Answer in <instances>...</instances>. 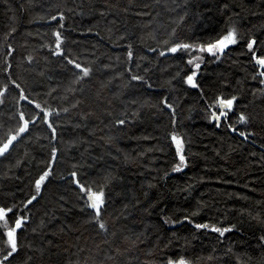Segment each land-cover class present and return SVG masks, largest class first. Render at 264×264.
<instances>
[{"label":"trees","instance_id":"trees-1","mask_svg":"<svg viewBox=\"0 0 264 264\" xmlns=\"http://www.w3.org/2000/svg\"><path fill=\"white\" fill-rule=\"evenodd\" d=\"M58 11L65 17V49L94 69L75 93L68 91L72 72L41 47L54 44L52 31L60 21L48 17ZM232 25L240 42L219 60L205 54L196 89L183 81L191 68L184 62L187 53L159 57L147 51L173 29L179 39H196ZM253 36L264 55V0H0V84L7 82L2 69L8 57L12 78L30 98L45 101L54 90L53 106L68 109L54 118V142L46 125L36 122L0 159V205L15 204L29 215L18 230V251L5 264H166L181 254L192 264H264V85L253 79L258 73L245 48ZM128 44L133 73L144 75L151 88L129 81ZM221 94L237 97L228 122L240 112L250 117L247 124L236 123L238 131L206 117L205 100ZM2 98L0 140L17 126L18 108L30 111L27 101L16 103L14 86ZM161 99L173 108L165 109ZM82 113L90 114L81 119ZM116 118L128 122L118 126ZM173 131L185 142L187 165L179 172L171 170L178 162ZM239 131L253 135L245 140ZM53 143L59 149L53 175L22 209ZM73 170L93 187L111 178L103 213L107 232L81 211L69 179ZM204 222L237 227L221 237L194 227ZM5 248L0 237V260Z\"/></svg>","mask_w":264,"mask_h":264},{"label":"snow or ice","instance_id":"snow-or-ice-1","mask_svg":"<svg viewBox=\"0 0 264 264\" xmlns=\"http://www.w3.org/2000/svg\"><path fill=\"white\" fill-rule=\"evenodd\" d=\"M59 18L60 23L56 29H53L52 36L54 37L53 43H46L41 45L42 48H47L50 55L53 58H58L63 62V68L67 71L72 72L73 79L71 81V87L68 91L73 93L76 92L77 88L82 85L86 80L91 79L94 69L91 63L85 66L78 57H74L73 54L65 49L66 38L63 34L64 14L60 11L56 15L49 16L48 20L56 22ZM184 17L181 16L180 20H183ZM214 34L208 35L206 37H199L193 39L192 36H188L185 39H179L176 37V30L173 29L169 33V39L160 41L156 48L149 47L147 51L152 54H156L159 57H164L166 54H177V53H187V59L184 61L186 65H190L191 68L186 75L183 76V81L186 85L190 86L193 89L199 88L200 84L198 83V71L201 68L205 60V54L209 57H212L216 60H219L221 56L225 53L230 46L236 45L241 40L239 29L234 25L227 26L220 30V32H215ZM257 39L256 37H249L245 44V48L251 56V61L253 62L254 67L257 70L258 75H253V79H259V83L264 85V55L258 54L256 49ZM127 59L129 65L126 67L125 71L129 75V81H136L143 84H146L148 88L152 87L151 82L146 81L145 76L141 74H135L132 70V62L134 57V52L132 45H127ZM6 51L11 54L14 49L11 45H7ZM26 59L31 62L33 57L31 55L27 56ZM6 67H3L2 71L7 78V82L0 84V105L4 103L3 95L9 90V86H14V89L18 90L19 98L16 100V103L19 105L20 101H27V107L30 111L26 112L22 108H18L15 116L17 118V126L9 130L5 137L0 140V159L7 158L11 154V148L15 146L24 135H27L30 126L36 122H40L43 125H46L47 129L50 130V142H54L57 136V125L54 123V118L58 117L61 112L67 113V108H60L56 104L55 97L52 96V91L45 94L49 98L45 101H41L38 98H30L29 95L25 93V90L21 87V84L17 82L16 79H13L11 76V64L8 62V57L5 58ZM111 65H103L104 69H108ZM140 65L136 64V68L139 69ZM145 73L149 71L148 68H144ZM179 74V73H178ZM117 76H121V73H116ZM106 87V85H101V88ZM41 94L37 93V97ZM203 95V93H202ZM237 100L236 96L225 97L221 95H215L213 98L205 100V114L209 121L214 122L217 127H220L222 123H226L228 129L231 131H238L236 128V123L247 124L250 117L247 116L244 112H240L237 115L235 122H228L230 113H234V102ZM80 102L77 101V104ZM111 103V101L109 102ZM131 103H136L135 100H132ZM161 105L165 109L173 108V105L168 104L166 99H161ZM77 105H73L75 108ZM90 113H82L81 119L85 118ZM108 116H112V112H107ZM30 117V118H29ZM11 119V117H10ZM175 121V116L173 115V122ZM126 118H116L115 125L124 126L127 123ZM253 135L251 132L239 131V136L244 137L245 140L249 136ZM171 144L175 147V156L177 158V163L171 169L173 172H179L187 165V158L185 154V142L181 135H178L175 131L170 133ZM59 149L54 146H51L50 149V159L46 161V166L42 168L39 173L32 178V188L33 194L28 196L21 202V208L27 209L38 197L42 194L43 188L46 186L47 181L53 175L54 164L58 158ZM17 165L19 161L16 162ZM73 169H76L77 165L72 166ZM80 173L76 170H73L70 173L69 179L72 181V184L79 191V199L81 203V211L91 213L89 217V222H94L99 230L107 232L108 223L103 218L104 210L107 207V192L106 185L110 182V177H106L104 184H101L97 187H93L91 183L85 184L82 183L79 179ZM63 179V177H61ZM14 215V220L12 216ZM184 220H189L188 216L183 217ZM29 221V215L24 214L23 211L17 212L16 205H0V237L3 239L4 245H6L5 251L7 255L3 257V260H0V264H5L14 253H17L19 248L18 240V230H21L23 226ZM167 223L168 221L165 220ZM196 229H205L210 230L215 233H219L221 237L224 236L226 232L232 231L237 226L229 225L228 227H218L215 224L196 223L194 225ZM261 246H264V235L260 236ZM211 258V257H210ZM166 264H192V262L186 258L185 255L181 254L176 257L169 256L166 260Z\"/></svg>","mask_w":264,"mask_h":264},{"label":"rangeland","instance_id":"rangeland-1","mask_svg":"<svg viewBox=\"0 0 264 264\" xmlns=\"http://www.w3.org/2000/svg\"><path fill=\"white\" fill-rule=\"evenodd\" d=\"M239 124V123H238Z\"/></svg>","mask_w":264,"mask_h":264}]
</instances>
